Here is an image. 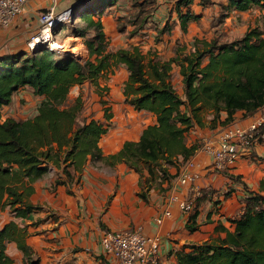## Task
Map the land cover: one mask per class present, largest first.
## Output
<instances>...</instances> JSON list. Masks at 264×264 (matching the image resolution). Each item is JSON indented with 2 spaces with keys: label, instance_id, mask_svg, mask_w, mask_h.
I'll return each mask as SVG.
<instances>
[{
  "label": "trees",
  "instance_id": "1",
  "mask_svg": "<svg viewBox=\"0 0 264 264\" xmlns=\"http://www.w3.org/2000/svg\"><path fill=\"white\" fill-rule=\"evenodd\" d=\"M117 1L95 0L96 4L89 7L92 12L80 16L76 12L75 20L64 26L83 40L87 50L84 62L43 50L0 58V211L8 210L15 219H26L42 209L28 199L33 184L52 168L58 171L54 181L57 187L78 183L88 163L99 169L124 164L139 176V197L146 200L147 190L155 187L165 191L161 185L170 184L178 175L170 169L178 171L201 148L199 143L187 146L185 137L193 127L204 126L206 115L210 116L209 129L226 128L237 112L252 116L264 106L261 28L254 26L239 38L224 42L195 38L192 51L176 48L172 58L161 62L148 58L139 46L108 50L101 17ZM192 4L193 0L175 3L183 32L200 17L190 11ZM252 8L264 10V0H225L220 4L219 17L222 20L230 11L247 12ZM140 15L139 8V13L129 19V24L135 26L130 36L144 25ZM167 30L165 25L163 31ZM119 66L128 72L122 87L124 103L136 112L153 115L155 122L142 130L137 141H126L116 153L103 155L99 142L113 118L105 100L109 94L107 82ZM173 66L179 68L182 94L172 84ZM85 82L100 97L103 122L93 118L78 120L83 107L80 96L72 105L65 106L70 89ZM21 88L44 99L31 118H5L3 108ZM221 114L225 117L221 118ZM228 177L239 182V178ZM248 192L242 214L229 219L234 227L232 232L221 228L226 231L224 238L184 246L173 253V264H264V182L258 192ZM229 193L224 192L222 198ZM215 194L208 191L202 197L212 198ZM200 197L188 217L186 229L191 233L199 228L196 204ZM26 237V228L14 221L3 226L0 264H14L6 254L10 243L23 253L24 264L39 263L26 245Z\"/></svg>",
  "mask_w": 264,
  "mask_h": 264
},
{
  "label": "crops",
  "instance_id": "2",
  "mask_svg": "<svg viewBox=\"0 0 264 264\" xmlns=\"http://www.w3.org/2000/svg\"><path fill=\"white\" fill-rule=\"evenodd\" d=\"M94 1L28 0L23 14L14 19L9 27L0 28V58L26 51L27 41L40 27L39 16L47 8L54 6L57 11H63L75 5V13L78 12L80 16L96 4ZM155 1L158 8L148 16L141 13L140 19L145 21L144 25L133 36L129 34L135 26L127 20L139 13V8L133 4H121V0L107 8L109 13L101 17V23L109 51L139 46L148 58L168 61L174 56L176 48L185 47L187 52L192 51L194 39H202V35L209 31L214 19L211 14L218 13L220 9V5L211 2L207 7L198 6L200 10L197 11L193 0L194 5L190 6V11L200 17L197 21L190 22L186 32H183L173 3L176 0H161L160 3L159 0ZM142 2L143 0L137 1L138 4ZM224 2L223 0L222 4ZM252 10L257 16L264 15V10L256 8L247 12ZM232 15L245 14L230 11L229 16ZM255 18L256 14L253 16V23L256 22ZM165 25H168L167 31H163ZM64 30L63 27L58 33ZM171 74L173 86V80H178V86L174 88L182 94L179 68L173 66ZM127 77L126 69L123 66L117 67L107 82L109 94L117 91L119 98L124 100L122 87ZM27 90L21 88L12 96L11 103L3 108L5 118L22 121L35 115L36 111L27 117L28 111L25 114L26 108L21 106L22 100L27 98ZM43 99L36 96L37 106ZM140 113L144 114L143 120H111V127L99 142L103 155L116 153L126 141H137L142 130L155 122L153 115ZM261 116H264V110H259L252 116L237 112L234 121L226 128H245ZM224 117L225 114H221V118ZM93 119L103 122V115ZM209 119L210 116L207 115L203 127L195 126L186 134L187 146L218 142L226 128L217 126L209 129ZM189 160L194 164L190 172L198 175L195 185L200 189L201 196L196 204L199 228L195 232L191 233L186 229L189 216L181 211L178 203L169 199L171 195H176L179 200L187 197L188 187L178 183V175L170 184L161 185L165 191L155 187L147 190L146 200H143L139 197V176L126 165L99 169L90 163L84 167L79 182H72L67 186H54L58 171L52 168L45 177L33 184V193L28 199L29 203L41 206L42 209L26 219H15L8 210L0 211V230L9 221L25 227L26 245L38 259V264H116L102 254V234L141 227L145 235L160 239L161 264H173V253L184 246L224 238L226 231H233L234 227L229 219L242 213L243 200L249 196L248 191L258 192L261 182H264V140L254 144L249 155L241 156L226 173L213 169L212 158L201 148ZM185 165L186 163L178 171L172 168L170 172L179 174ZM228 176L239 178V182ZM225 188H229V196L219 197V204H216L213 197ZM208 191L216 194L212 198L202 197V193ZM166 211L170 212V217H163ZM159 217H162L161 223L156 222ZM6 254L14 264H24L23 253L16 244H8Z\"/></svg>",
  "mask_w": 264,
  "mask_h": 264
},
{
  "label": "built area",
  "instance_id": "3",
  "mask_svg": "<svg viewBox=\"0 0 264 264\" xmlns=\"http://www.w3.org/2000/svg\"><path fill=\"white\" fill-rule=\"evenodd\" d=\"M28 0H0V28L9 27L14 19L21 16ZM75 10L67 8L57 11L51 6L41 12L40 27L26 43V52L46 51L49 53L65 52L63 43L55 41V35L62 27L75 20ZM75 39H78L75 37ZM43 46V47H42ZM81 46V45H80ZM71 57L79 61L70 51ZM65 52V53H66ZM83 49L82 52L83 53ZM87 56V55H86ZM87 58V57H86ZM264 110V106L261 108ZM264 140V116L245 128H226L222 131L217 143H204L201 149L212 158V167L217 171L231 170L241 156L249 155L254 144ZM186 167L178 174L179 184L188 187L186 199L179 200L176 195L169 196L172 202L178 203L179 208L187 216L190 215L195 200L200 196V189L195 185L197 174L190 172L194 164L188 160ZM170 212L163 213V217H170ZM162 222V217L157 218ZM102 254L116 264H161L159 255L160 239L147 236L141 227L125 231L104 232L100 238Z\"/></svg>",
  "mask_w": 264,
  "mask_h": 264
},
{
  "label": "rangeland",
  "instance_id": "4",
  "mask_svg": "<svg viewBox=\"0 0 264 264\" xmlns=\"http://www.w3.org/2000/svg\"><path fill=\"white\" fill-rule=\"evenodd\" d=\"M132 3H128V2ZM137 1L139 0H121V4H133V6L140 8L141 13L146 14L147 16L154 12L158 8V4H156L155 0H143V3L141 5L137 4ZM161 0H159L158 3H160ZM225 1V0H224ZM213 2L216 5L222 4L223 0H195V5L194 8L195 10H200L198 6L202 7H207L210 5V3ZM175 4L176 1H173ZM92 11L91 8H89L88 13ZM245 15H232V16H227L226 18H223L221 20L220 12L216 14H211L214 19L210 24V29L208 32H206L204 35H202L201 38H205L208 40H211L213 38H216L220 42L224 41H230L236 38H239L240 36L243 35V33L249 29L252 28L253 26H258L259 28L264 31V15L259 14L257 16L256 14V22L253 23V10L252 12H244ZM129 23V21L127 20ZM255 24V25H254ZM63 29V27H62ZM65 29V28H64ZM70 27L62 31V33H56L55 35V41L58 43H63L66 47V51H70L68 48L74 44L75 46H80V49H83V53L78 54L80 49H74L75 52H72L74 55L79 58V62H84L86 60V55H87V50L84 46L83 40L78 37V39H75L74 35H72L70 31ZM69 37V38H68ZM185 48V47H182ZM65 51V52H66ZM77 51V52H76ZM65 52L61 53H56L57 55H63V56H69L68 54L66 55ZM76 58V57H74ZM174 86L177 88L178 86V80H173ZM27 98L26 100H22L21 106L25 107V114L27 117H30L34 114L36 111L37 107V100L36 96L30 91L27 90L26 94ZM80 96L82 99L83 107L80 115L78 116V120H90L92 118H96L97 116L103 115V109L100 106V97L95 93L94 87H92L88 82H85L81 86H74L70 89L69 94L67 96V101L65 103V106H70L73 104L75 99ZM120 95L118 92H114V94H108L107 97H105V100L109 103V106L111 108V112L113 114L112 120H143L144 114L140 112H136L133 110L132 107L128 106L127 104L124 103L122 98H119ZM119 98V99H118ZM21 108V107H20ZM204 120H207V115L204 117ZM229 192V188H225L224 190L221 191V195H216L213 198L214 201L218 203L219 197H222V194L224 192ZM216 203V204H217ZM215 204V205H216ZM219 204V203H218ZM264 207V204H263ZM243 212V211H242ZM242 214V213H241ZM51 264H59L58 262H52Z\"/></svg>",
  "mask_w": 264,
  "mask_h": 264
},
{
  "label": "bare ground",
  "instance_id": "5",
  "mask_svg": "<svg viewBox=\"0 0 264 264\" xmlns=\"http://www.w3.org/2000/svg\"><path fill=\"white\" fill-rule=\"evenodd\" d=\"M71 44H72V42H71ZM71 44H69L70 47H69L68 49L71 50L72 52H75L74 49H78V48L80 49V46H79V45H78V46H75V45L73 44V45L71 46ZM61 46H62V48H63V47H66L65 45H61ZM76 52H77V51H76ZM81 52H82V49H80V51L78 52V54H80Z\"/></svg>",
  "mask_w": 264,
  "mask_h": 264
},
{
  "label": "water",
  "instance_id": "6",
  "mask_svg": "<svg viewBox=\"0 0 264 264\" xmlns=\"http://www.w3.org/2000/svg\"><path fill=\"white\" fill-rule=\"evenodd\" d=\"M87 4H90V2H87ZM70 9H71V10H75V5L72 6V7H70ZM76 16H77V15H74L73 18H76ZM42 47H43V46H42ZM67 54H68L69 56H71V54H70L69 52H66V55H67Z\"/></svg>",
  "mask_w": 264,
  "mask_h": 264
}]
</instances>
